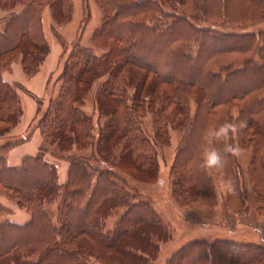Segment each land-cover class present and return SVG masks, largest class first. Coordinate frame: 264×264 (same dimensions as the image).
<instances>
[{
	"label": "trees",
	"instance_id": "trees-1",
	"mask_svg": "<svg viewBox=\"0 0 264 264\" xmlns=\"http://www.w3.org/2000/svg\"><path fill=\"white\" fill-rule=\"evenodd\" d=\"M50 1L0 0V135L23 115L18 88L3 73L16 59L33 73L49 52L44 12ZM58 2L56 26L72 18V0ZM96 2L102 22L88 43L79 38L72 44L57 95L34 124L44 140L38 153L12 166L1 153L13 142L0 145V195L30 216L25 223L0 220V264H90L89 254L97 251L86 250V239L109 246V256L96 253L102 260L127 264L142 258L149 251L135 250L153 246L150 235L165 226L147 196L128 190L125 177L155 181L157 146L171 141L170 128L183 132L171 165L178 203L213 206L211 172L231 185L228 207L243 200L235 156L225 155L222 169L201 167L206 133L231 122L237 131L229 142L253 147L248 174L264 210V29H234L264 20V0ZM92 90L103 118L97 131L86 108ZM148 114L153 136L144 128ZM212 147L223 152L224 144ZM49 156L69 162L64 184ZM120 205L126 209L105 232L106 217ZM9 208L0 201V216ZM165 264H264V245L202 237L184 243Z\"/></svg>",
	"mask_w": 264,
	"mask_h": 264
},
{
	"label": "rangeland",
	"instance_id": "rangeland-1",
	"mask_svg": "<svg viewBox=\"0 0 264 264\" xmlns=\"http://www.w3.org/2000/svg\"><path fill=\"white\" fill-rule=\"evenodd\" d=\"M72 18L65 24L56 26L52 19V13H62L61 5L58 0H52L47 5L44 12V24L47 40L49 43V52L33 73H28L23 69L20 59H16L10 69L4 71L3 76L6 81L18 88V94L22 103V118L20 122L13 126L10 131L0 135V145L13 142L3 154L9 165L20 166L22 157L25 155H35L38 153L44 140L41 135L40 127H34L35 122L40 115L50 107L57 95L61 84L60 74L64 61L71 49L72 44L82 38L84 42H89L92 31L100 25L103 20V10L96 0H72ZM241 8V7H240ZM242 9V8H241ZM244 14H248L246 11ZM4 12L0 11V14ZM56 26L54 31L52 28ZM2 28V25H0ZM240 32H252L264 29V20L252 24H239L234 28ZM232 30V28H231ZM58 32V34L56 33ZM59 35L62 37L60 38ZM81 36V37H80ZM258 56V55H257ZM104 78V77H103ZM22 87L20 90L19 87ZM95 91L98 86H93ZM94 90L90 92L87 98L86 108L94 117L95 131L103 121L97 107L93 104ZM39 100V102H38ZM196 100L191 101V110L196 109ZM145 127L147 132L153 136L154 127L151 114L145 117ZM171 141L169 143L158 144L157 159L160 166L158 177L155 181L139 184L134 178L125 177L130 183L127 186L132 193L141 192L148 197V200L159 212L164 222L165 228L156 227V234L150 235L153 246L145 245L142 249L135 251H149L144 253L142 258L129 260L127 264H165L167 258L184 243L192 239L208 238H228L243 242H253L264 245V210L257 201V191L254 189V183L250 180L248 170L253 159V147H240L241 154L235 156L237 171L242 186V201L236 208L228 207L227 189L221 190L223 182L214 172L211 175L214 179L217 190V202L213 206H204L193 203L185 206L178 203L173 195V178L171 175V165L182 139V130L170 128ZM235 135V134H234ZM211 148L209 141L207 150ZM55 160L59 169V179L64 184L67 179L69 162L65 159H59L49 156ZM212 171V169H210ZM121 174V173H120ZM123 176V174H121ZM166 177V183L160 185L158 180L161 176ZM242 179V180H241ZM0 201L11 209L0 216V220L10 219L18 223H25L29 219V213L9 201L7 197L0 195ZM50 211L56 216V208L50 206ZM126 206L116 207L111 214L106 217L105 232L117 225L120 215L124 212ZM103 243V242H102ZM104 244V243H103ZM93 244L85 240L86 250L94 248L97 252L89 254L90 264H115V260L110 257L102 260L96 253L105 252L109 256L110 248L106 244ZM94 246V247H93ZM117 264V263H116Z\"/></svg>",
	"mask_w": 264,
	"mask_h": 264
},
{
	"label": "clouds",
	"instance_id": "clouds-1",
	"mask_svg": "<svg viewBox=\"0 0 264 264\" xmlns=\"http://www.w3.org/2000/svg\"><path fill=\"white\" fill-rule=\"evenodd\" d=\"M240 127H243V123H241ZM237 131V125L231 122H225L221 124L219 127L209 130L205 139L210 142H223V152L218 150L215 147H212L202 154V163L201 167L204 169H222L224 166V157L225 155H233L239 156L241 154V150L238 146L233 145L229 142L230 137L235 134ZM160 185H164L166 183V177L161 176L158 180ZM221 190L227 189L231 191V185L222 184L220 186Z\"/></svg>",
	"mask_w": 264,
	"mask_h": 264
}]
</instances>
